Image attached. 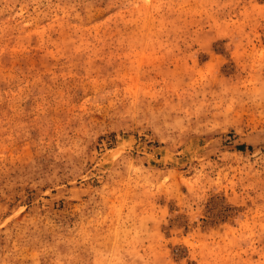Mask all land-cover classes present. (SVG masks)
Returning a JSON list of instances; mask_svg holds the SVG:
<instances>
[{
  "label": "rangeland",
  "instance_id": "rangeland-1",
  "mask_svg": "<svg viewBox=\"0 0 264 264\" xmlns=\"http://www.w3.org/2000/svg\"><path fill=\"white\" fill-rule=\"evenodd\" d=\"M0 264H264V0H0Z\"/></svg>",
  "mask_w": 264,
  "mask_h": 264
}]
</instances>
